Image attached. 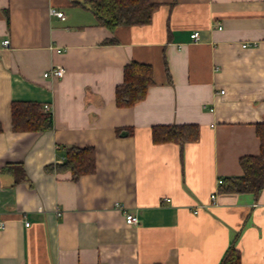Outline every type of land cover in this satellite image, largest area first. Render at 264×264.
<instances>
[{"label":"crops","instance_id":"obj_1","mask_svg":"<svg viewBox=\"0 0 264 264\" xmlns=\"http://www.w3.org/2000/svg\"><path fill=\"white\" fill-rule=\"evenodd\" d=\"M149 1L150 24L110 32L84 0H0V264H220L232 243L264 264V189L218 184L260 152L264 0ZM133 61L155 84L119 108ZM55 66L64 78L43 76ZM27 101L51 106L53 130L13 131ZM185 124L197 142H153V127ZM71 147L95 148V173L45 171Z\"/></svg>","mask_w":264,"mask_h":264},{"label":"trees","instance_id":"obj_2","mask_svg":"<svg viewBox=\"0 0 264 264\" xmlns=\"http://www.w3.org/2000/svg\"><path fill=\"white\" fill-rule=\"evenodd\" d=\"M84 2L89 6L98 24L110 32L119 27L148 25L153 21V14L158 9V4L149 0H84ZM123 75V83L115 88V103L119 108L134 107L146 98L155 84L153 68L149 64L133 61L126 64ZM12 106L14 132L42 133L53 130L54 119L44 106L32 101L13 102ZM256 128L261 143L260 152L257 156H243L240 160L244 172L242 177H230L224 181L225 190L229 193H247L257 198L264 189V124H258ZM152 131L155 144L174 142L181 148L186 143L197 142L200 136L198 126L193 124L157 125ZM96 167L94 147L85 149L71 147L67 149L62 163L48 165L45 171L51 174L70 173L72 179L78 181L87 174L95 173ZM220 264H242L240 251L235 244L232 243Z\"/></svg>","mask_w":264,"mask_h":264},{"label":"built area","instance_id":"obj_3","mask_svg":"<svg viewBox=\"0 0 264 264\" xmlns=\"http://www.w3.org/2000/svg\"><path fill=\"white\" fill-rule=\"evenodd\" d=\"M49 14L51 16H56L59 19H64V13L62 11L57 10L55 7L51 8L49 11ZM191 40L194 42H197V40L199 39V32H195L193 33L191 36ZM3 47H8L10 45V41L9 40H4L2 42ZM65 75V69L63 67L60 66H55L54 68H51L50 70L46 71L43 76L46 78H52V79H62L64 78ZM45 110L47 112H51V106L50 105H45L44 106ZM223 180L219 179L218 180V184H223ZM211 201H213V204H216V195H211ZM125 218H126V222L128 225L133 224L136 225L139 223V219L134 216L133 214H129L126 213L125 214ZM3 228V223L2 221L0 222V229Z\"/></svg>","mask_w":264,"mask_h":264}]
</instances>
